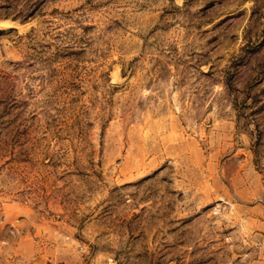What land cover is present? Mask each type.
<instances>
[{
    "label": "rangeland",
    "instance_id": "rangeland-1",
    "mask_svg": "<svg viewBox=\"0 0 264 264\" xmlns=\"http://www.w3.org/2000/svg\"><path fill=\"white\" fill-rule=\"evenodd\" d=\"M0 264H264V0H0Z\"/></svg>",
    "mask_w": 264,
    "mask_h": 264
}]
</instances>
